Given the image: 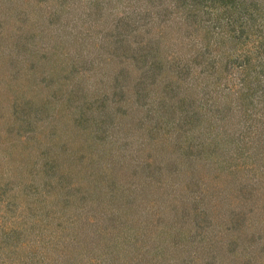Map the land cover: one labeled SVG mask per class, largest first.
<instances>
[{
    "label": "rangeland",
    "instance_id": "1",
    "mask_svg": "<svg viewBox=\"0 0 264 264\" xmlns=\"http://www.w3.org/2000/svg\"><path fill=\"white\" fill-rule=\"evenodd\" d=\"M2 1L0 0V189L3 186L10 188L8 194H4L3 201L9 199L17 207L34 200L44 210L61 205L60 219L65 224L74 220L76 224L81 221L83 223L86 217L79 218L78 215L83 217L86 208H83L81 200L77 205L73 201L65 204L64 196L67 195L63 193L67 189L62 186L69 182L71 188L83 186L87 192L89 181L82 180L87 175L85 170L81 171L87 165L91 168L86 173L98 178L97 189L105 193L110 189L107 196L101 195V198L96 195L95 190L91 195L96 204L92 205L95 209L90 217H98L99 221L100 217L107 219V224L100 223L98 232L93 233L90 238L93 243L102 245L98 256L104 260L103 264H125V261L121 263L123 259L130 264H158L157 261L170 251L173 260L169 264H181L182 257L191 259L185 264H248L249 260L252 264H264V251L257 247L249 252L251 246L247 242L252 233H256V236L263 235L261 239H264V174L257 171L253 163L259 164L262 157L260 154L264 153L263 123H254L246 128L247 125H242L246 123V118L238 116L230 120L229 126L222 133L218 131L219 128L210 129L209 133L200 138L204 152L206 146L220 150L219 159L214 160L224 161L216 164L222 165L224 173L218 175L216 172L215 175L220 180L229 182H225V194H233L229 200L228 216L220 219L210 206L209 211L204 212V208L210 204L200 203V196L204 193H196L202 183L207 181L212 184L207 175L208 170L207 174L198 172L187 165L188 160H176V156L174 161L158 165L151 157L152 144H147V140L142 139L147 134L148 124L139 133L134 132L133 128L123 131L116 122L118 117L105 108L114 105L112 102L115 95L111 92L116 89V84L112 77L124 74L127 77L135 73L132 53L125 54V57L120 54V46L144 44L143 34L146 35L147 30L149 33L154 31L155 41L159 37L163 43L168 32L167 27H162L160 10L169 7L171 2L24 0L17 10H12L2 4ZM214 12L212 10L211 14ZM238 12L235 10L234 15ZM219 14L220 12L211 15L207 21L210 30L206 39L214 41L216 45L217 37L220 39L219 44L224 42H221L222 37L219 35L225 32L227 23L226 20L219 22ZM194 18L199 20L196 16ZM251 22L254 25L251 29L247 27L249 37L242 42V47L246 55H249L248 59L255 63L253 71L264 72V47L259 40H255L258 32L252 33L260 21L256 20L255 23L251 19ZM220 24L225 26L220 27ZM119 36H125L124 40L119 41ZM149 36L148 34L147 37ZM258 48L261 57L255 58ZM133 49L138 53V47ZM229 50H232V54L236 53L229 45L222 48L215 46L209 56L214 57V60H219L220 57L224 60L228 57ZM139 56L141 59L136 66L143 68L149 59ZM174 57L176 58L175 55ZM74 73L76 78H83L86 82L84 91L90 98L89 104L98 99L99 93L108 94L104 108L99 106L98 113L84 116L88 124L74 125L76 130L74 127L69 128V119H65L66 115L70 119L76 118L72 113L76 112L74 110L80 104L74 96H80L82 92L67 91L74 86ZM260 78L259 94L264 96V73ZM68 98L74 102L67 101ZM65 102L73 104L71 110L64 106ZM100 111L103 112L99 113ZM152 113L150 108L147 109V116ZM260 119L264 120V117L261 116ZM227 123L224 120V124ZM134 129L136 131L138 127ZM245 129L247 133L244 137ZM161 132V138L168 136L166 132ZM135 135L137 139H133ZM213 136L216 140L214 142L209 138ZM157 139L159 137H153L154 142ZM142 143L145 145L143 150ZM49 153H52V157L48 156ZM78 155L82 157L77 161L70 160ZM113 156H117V159L114 158L118 160L117 165L110 163ZM156 158L157 161H165L161 153ZM224 163H228L227 167ZM108 164L113 169L107 168ZM49 184L52 190L47 193L44 189ZM242 186L245 189L241 190ZM247 190H252L253 197L255 194L253 200H249ZM81 195L82 190L81 193L77 190V196ZM18 212L16 208L15 213ZM249 213L254 215L250 225L247 220ZM58 219L59 217L48 220L57 223ZM228 225L236 236L240 235L237 239L240 244L238 252L232 251L229 257L223 246H216L210 248L209 254L203 253L204 250L201 249L207 245L209 238H217L222 227ZM194 229L195 233L201 230L205 232L204 236L198 234L199 239H202L199 244L202 248L196 254L184 248L183 244L179 245L182 232L187 237L188 233L193 234ZM172 237L178 239L174 241L177 246L173 245ZM194 239L198 244V237L195 236ZM131 247L137 251L128 259L129 250L132 253ZM91 252L98 253L94 249ZM84 254L86 253L74 251V254L69 253L68 256L62 254L57 260L59 264H82L79 260ZM91 259L90 256L85 257L84 262L91 264L87 262ZM48 261L49 259L46 264H55L53 260Z\"/></svg>",
    "mask_w": 264,
    "mask_h": 264
},
{
    "label": "trees",
    "instance_id": "2",
    "mask_svg": "<svg viewBox=\"0 0 264 264\" xmlns=\"http://www.w3.org/2000/svg\"><path fill=\"white\" fill-rule=\"evenodd\" d=\"M23 1L3 0L2 4L10 7L12 10H17ZM169 2H171L169 7L166 6L160 10V18H163L162 27H167L166 32H168L167 36L163 39V43H161L159 37L155 41L156 33L154 31L149 33L147 30L146 35L143 34L145 43H138V46H133L139 48L137 50L138 53L140 52L139 55H142V59H149L145 67L136 66L141 58L133 47L126 46L125 44L120 46V54L132 53L131 58L133 67H135V73L129 74L127 77L126 74L121 77H112V81L115 82L117 89L114 88V91H112L113 89L109 90L115 95V100L112 102L114 105L105 108L110 110L111 114L118 117L116 122L123 128V131L124 129L129 130L133 128L134 132L139 133L148 124L146 128L148 129L146 130L147 134L142 139L147 140V144H152L150 149L152 150L151 157L158 165H166L174 161L176 156V160L180 158L185 161L188 160L187 165L195 170L197 169L198 172L207 174L206 170H208L207 175H209L212 184H208L207 181L205 184L202 183L199 190H196V193L198 195L204 193L200 196V203L204 202L206 204L209 202L210 204L204 208V212L206 211L207 213L210 206L221 219L228 216L227 212H229L230 208L229 200L233 194H225L224 186L229 182L227 180H220L219 176L215 175L217 173L220 175L221 172L224 173L222 165L216 166V164H221L224 161L214 160L219 159L220 150H217L218 148L215 147L210 148V146H206L207 149L204 152L201 148L200 138L203 137L202 135H206L207 132L209 133L210 129L215 130L219 128L218 131L222 133V130L229 126L230 120L232 121L238 116L246 118V123L242 124L243 126L247 125L246 128L251 127L254 123H256L255 125L263 123L264 125V120L260 119L261 116L264 117V96L262 93L259 94L260 77L264 72L253 71L255 63L251 62V59H248L249 55H246L245 49L242 47V42L249 37V30H246L247 27L251 29L254 25L251 19L255 23H257L256 20L260 21L258 27L252 33L258 32L255 40H259L264 47V0H169ZM212 10L215 11L213 14H211ZM235 10L239 11L236 16L234 15ZM219 12V22L222 23V20H226L227 23L226 26L223 24L219 25L220 27L225 26V32L219 35V37H222L221 42H224L219 44L220 39L217 37L216 42H218L216 45L214 41L206 39V35H208L210 30L207 21L211 15ZM204 14H206V17ZM194 16L199 18V20L195 19ZM122 34H126V32H122ZM148 34L150 35L149 37H147ZM123 37L119 36V41L124 40ZM188 37L191 39L189 40ZM226 45L235 49L236 53L232 54V50H229L227 52L228 57L226 59L223 58L224 60L221 57L219 60H214V57L209 56L212 53L210 51L215 46L222 48V46ZM193 49L195 52H193ZM258 56L261 57L259 48L255 52V58ZM262 63H264V60ZM75 74L72 77L74 89L70 87L67 91L76 90L82 92L80 96H74L81 105L79 104L74 110L76 112L72 111V114L77 116L76 118L70 119L67 115L65 118L69 119V128L74 127V130H76V126L74 125L86 126L88 124L84 116L97 112L99 106L104 108L108 95L107 92L99 93L98 99L89 104L88 99L90 98L87 97L86 91H84L86 89V82L83 78H76ZM74 80H77L75 82L77 83L76 85ZM75 86H79V88H75ZM68 100L71 103L74 102L70 98ZM71 103L65 102L64 106L71 110L73 105ZM149 108L153 113L147 116L146 112ZM101 112L103 111L99 113ZM224 120H226V123L228 122L226 125L224 124ZM135 127H138L136 131ZM160 131L166 132L168 136L166 135L161 138ZM246 133L247 130L245 129L243 131L244 137ZM153 137H159L157 142L153 141ZM209 138H212L213 142L216 141L214 136ZM133 139H137V136L135 135ZM141 145L143 146L141 148L143 150L145 145L143 143ZM175 149L176 151L179 150V152H176ZM118 153H116L117 156ZM158 153H161L165 157V161H157L156 157ZM51 154L49 153L48 156L52 157ZM260 155L262 157L259 160V164L253 163L256 165L257 171L264 174V153ZM117 156H113V161L110 163L117 165L118 160H115ZM81 157L78 155L70 160L75 159L77 161ZM108 159H110V155ZM72 162L69 164H72ZM180 164L183 163L180 162ZM224 164L227 167L228 163ZM88 168L91 167L85 165L81 169V171L85 170V174L87 175H84L82 180L89 181V188L88 190L86 189L87 192L84 191L83 186H79L80 188L72 186L71 188L69 182L62 186L67 189L63 193L67 195L64 196L65 204L73 201L74 205H77L81 200L83 208H86L83 217L78 215L79 218L86 217L85 221L83 223L81 221L80 224H76V220L65 224L64 220L60 219L62 214L61 205H54L48 210H44L38 207L37 203L32 200L24 205L13 206L11 200L3 201L4 194L6 193L7 195L10 188L3 186L0 189V264H46L47 259L49 261L53 260L55 264H59L58 257H61L62 254L66 256L69 253L74 254V251L79 254L82 252L86 253L81 256L82 260H79L82 264H88L84 262L85 257L88 256L94 259V262H92V259L87 261L91 264L104 263V260L98 256L103 248L102 245L93 243L90 238L93 233L98 232L97 229L100 223L107 224V219L103 220L100 217V222L98 217H90L92 216L90 213L95 209L92 208V205L96 204V202L92 201L91 195L92 191L95 190L96 195L101 198L103 195L107 196L106 193L110 189H107L106 193L99 191L97 189V186H99L97 183L98 178L95 175L90 176L91 173H86ZM107 168L113 169L110 167V164H108ZM228 174L233 177L231 172ZM45 187L46 189L44 190L50 193L52 186L49 184V186L45 185ZM243 188L244 186H242L241 190ZM77 190L79 193L82 190L83 195L77 196ZM223 193L224 195L222 196L221 194ZM246 194L250 195L249 200H253L255 197V194L253 197L252 190H247ZM194 196L197 199V196ZM109 197L114 196L109 195ZM15 207L18 208V213H15ZM58 217L57 223L49 222L48 220ZM247 217L249 225L250 223L252 224L254 215L249 213ZM227 227L230 226L222 227L221 234L217 238H209L207 245H204L203 248L199 245L202 243L200 242L202 239H199L198 234H203L204 236L205 232L201 230L195 233V229L192 235L187 232V237H184L185 234L182 232L179 245L183 244L184 248L194 251L195 254L201 248L202 251L204 250L203 253L209 254L210 248L223 246L230 257L232 251L236 253L237 248H240V244L237 242L240 235L236 236L231 227L229 229ZM176 236L178 237V235ZM195 236L198 237V244L194 239ZM262 236H256V233H252L248 237L247 242L251 246L249 252H253L257 247L264 251V239H261ZM173 237V245L177 246V242L174 241H178V239H174L177 237ZM88 248H91V250L88 251ZM93 249L98 253L91 252ZM130 249L132 253L129 250L128 259L133 252L136 254L137 251L133 247ZM55 253L56 256H54ZM163 256V259L159 262L157 261L158 264H169L173 260L171 251L165 253ZM190 260L189 257H182L181 264H185L186 261L189 263ZM123 261H125V264H130L126 259L121 260V263H124ZM251 262L249 260L248 264H252ZM220 264L223 263L221 262Z\"/></svg>",
    "mask_w": 264,
    "mask_h": 264
}]
</instances>
